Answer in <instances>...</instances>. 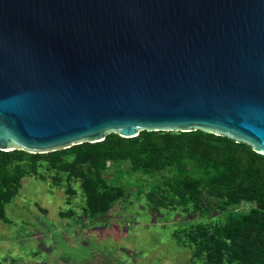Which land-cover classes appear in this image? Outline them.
<instances>
[{"label":"water","instance_id":"obj_1","mask_svg":"<svg viewBox=\"0 0 264 264\" xmlns=\"http://www.w3.org/2000/svg\"><path fill=\"white\" fill-rule=\"evenodd\" d=\"M144 130L264 155V0H0V151Z\"/></svg>","mask_w":264,"mask_h":264},{"label":"rangeland","instance_id":"obj_2","mask_svg":"<svg viewBox=\"0 0 264 264\" xmlns=\"http://www.w3.org/2000/svg\"><path fill=\"white\" fill-rule=\"evenodd\" d=\"M72 146L15 149L21 152L9 158L8 188L0 201V264H205L207 235L190 242L187 234L203 226L212 235L220 226L224 212L213 208V198H206L210 211L181 213L147 197L153 191L163 195L170 179L202 177L206 185L211 171L190 159L155 170L134 169L131 160L107 161L100 169L76 166L74 154L63 151ZM141 160L150 159L143 154ZM98 195L109 207L114 204L106 214L88 206L87 198ZM248 207L224 211L244 214ZM213 236L221 240L220 233Z\"/></svg>","mask_w":264,"mask_h":264},{"label":"trees","instance_id":"obj_3","mask_svg":"<svg viewBox=\"0 0 264 264\" xmlns=\"http://www.w3.org/2000/svg\"><path fill=\"white\" fill-rule=\"evenodd\" d=\"M63 151L74 154L71 164L87 163L93 169H100L107 161L131 160L134 169L146 165V170H155L156 166H164L174 159L194 160L212 172L210 183L202 185L204 178L193 176L170 179L163 195L157 197L153 191L147 197L149 202L187 213L210 211L207 205L213 198V208L224 212L220 226L214 230L220 233L221 240L214 238V232L209 235L203 226L187 234L190 242L207 235L210 249L205 251V264H264V155L257 154L247 144L201 130L174 134L144 130L133 138L111 133L100 142H85ZM18 152L21 151L0 152V201L8 188L6 164ZM143 154L149 156L148 162L141 160ZM41 155L30 154L32 158ZM99 197H88V206L106 214L114 204L109 207ZM242 203L250 204L244 214L224 211L228 206Z\"/></svg>","mask_w":264,"mask_h":264}]
</instances>
